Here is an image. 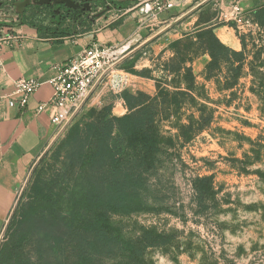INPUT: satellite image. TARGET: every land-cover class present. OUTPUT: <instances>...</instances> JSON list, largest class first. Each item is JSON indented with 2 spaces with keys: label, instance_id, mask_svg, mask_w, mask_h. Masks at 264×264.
I'll list each match as a JSON object with an SVG mask.
<instances>
[{
  "label": "rangeland",
  "instance_id": "obj_1",
  "mask_svg": "<svg viewBox=\"0 0 264 264\" xmlns=\"http://www.w3.org/2000/svg\"><path fill=\"white\" fill-rule=\"evenodd\" d=\"M0 1V22L12 21L16 15L15 2L19 0ZM140 2L132 1V5ZM111 4L84 11L86 20L120 9ZM142 6L139 4L137 9ZM31 10L37 20L50 21V5L34 6ZM84 14L71 15L63 24L72 26L80 22L81 26ZM151 19L142 25L146 30L143 37L139 38L138 33L134 36L139 41H133L122 54L107 83L95 88L101 100L93 102L90 96L80 111L57 130L30 167L18 190L0 246L10 232V222L20 203H33L38 218L48 212V207H61L66 212L73 190L85 185L84 178L92 170L86 161L82 163L74 157L78 154L82 130L92 120V109L111 105L112 114L122 116L128 113L124 100L126 113L121 107L113 112V107L124 90L131 93L142 90L155 95L157 79L162 77L168 81L175 78L167 85L170 90H177V86L185 89L186 83H179L176 72H169L167 68L173 70L179 65L173 58L193 56L185 65L191 66L195 75L196 103L188 97L178 110L174 109L168 116L166 113L158 116L160 151L155 167L144 175L145 184L138 189V197L130 210L111 214L116 234L124 240L150 246L142 253L139 248L132 255L125 251L106 262L264 264L263 31L256 29L255 33L247 34L242 74L237 84L225 88L226 63L222 64L223 71L218 76L207 77L206 67L211 58L201 50L193 19L186 24L179 20L167 26L156 25ZM215 22L219 24L218 20ZM216 28L217 36L220 32L230 36V42L225 44L236 50L243 49L239 37L243 33L226 23ZM119 78L125 81L122 90L114 88L113 82ZM201 105L205 106L204 117L210 121L188 138L182 134V126L199 118ZM205 176H211L212 183L209 190L200 194L198 180ZM34 180L42 188L39 197L33 196ZM55 237V232L43 225L37 226L22 240V252L14 264H62L63 259L54 245Z\"/></svg>",
  "mask_w": 264,
  "mask_h": 264
},
{
  "label": "trees",
  "instance_id": "obj_2",
  "mask_svg": "<svg viewBox=\"0 0 264 264\" xmlns=\"http://www.w3.org/2000/svg\"><path fill=\"white\" fill-rule=\"evenodd\" d=\"M96 6L113 3L120 9L127 7L130 1L122 0H95ZM110 3V4H111ZM112 6V4L110 5ZM50 21L59 26L78 12L58 6L57 12L50 5ZM85 16V14L83 15ZM82 16V18H83ZM252 17L259 24L264 35V6L257 8ZM19 19L25 21L23 15ZM197 27L196 35L201 42V50L210 55L207 64V77L218 76L223 71L222 64L226 63L225 88L233 87L238 83L246 60L245 38L239 37L243 45L242 50H236L225 44L215 33V28L225 22H208ZM233 26V24H229ZM264 54V46L262 47ZM193 56L173 58L178 66L169 72H176L179 83H186V88L177 86V90H170L167 85L175 81H168L162 77L157 79L155 95L139 90L131 93L124 90L121 97L124 100L128 113L122 116L112 114V106H104L100 110L92 109V120L82 130L78 154L74 157L82 163L86 161L92 172L84 178L85 185L71 194V204L64 212L62 208L52 209L43 217L36 216L34 204L20 203L10 222V232L5 242L0 246V264H14L19 260L22 252V240L29 236L39 225L56 233L55 248L58 249L62 264H110L106 262L114 259L117 254L125 251L132 255L136 250L141 253L150 244L133 243L124 240L115 233L111 224V214L130 210L132 202L138 197V189L146 181L144 175L155 167L157 153L160 151V134L157 118L162 113L167 116L178 110L186 98L195 103V75L191 66H186L187 60ZM185 71L183 73L182 71ZM264 84V80H263ZM205 106L201 105L200 116L189 125L182 126V134L188 138L196 130H202L209 123L204 117ZM77 132V130L75 131ZM88 163V164H87ZM198 191L209 190L212 178H199ZM34 197H39L42 188L36 180L32 183ZM22 226L24 230L20 232Z\"/></svg>",
  "mask_w": 264,
  "mask_h": 264
},
{
  "label": "crops",
  "instance_id": "obj_3",
  "mask_svg": "<svg viewBox=\"0 0 264 264\" xmlns=\"http://www.w3.org/2000/svg\"><path fill=\"white\" fill-rule=\"evenodd\" d=\"M216 1L218 0L186 2L159 12L151 20L156 25L167 26L179 20L186 24L193 19L196 28L205 24V20H217V10L214 7ZM220 1L224 4L239 1L250 16L257 8L264 6V0ZM138 6L139 4L132 5L130 1L127 7L111 10L110 14L105 13L92 21L83 16L81 26L80 22L59 27L48 19L41 22L37 20V16L32 15L31 7L34 6L26 9L23 15L25 21L18 20L19 15H14L12 21L8 20L15 38L1 51L3 69L0 71V241L16 205L19 188L34 161L57 132V128L50 121L49 112L37 111L39 103L49 100L54 93L51 78L58 74L59 66L66 65L92 43L124 46L128 49L133 41H139L146 31L142 25L148 23L151 17L137 9ZM137 33L139 38L134 37ZM222 33L227 35V41L221 39ZM218 37L225 43L230 42V36L225 32H220ZM22 77L37 78L42 82L25 108L20 107L18 103L15 106L10 105L11 100L17 102L21 99L22 95L16 92V80ZM94 90L89 100L97 102L98 99L101 100V95L96 94L97 91ZM119 107L124 113L127 112L122 97L115 101L113 112Z\"/></svg>",
  "mask_w": 264,
  "mask_h": 264
},
{
  "label": "built area",
  "instance_id": "obj_4",
  "mask_svg": "<svg viewBox=\"0 0 264 264\" xmlns=\"http://www.w3.org/2000/svg\"><path fill=\"white\" fill-rule=\"evenodd\" d=\"M196 1L141 0L139 4L143 5L140 8L143 13L154 18L161 11L186 2ZM110 5L107 3V6ZM214 7L217 10L219 22L233 24V27L243 34L255 33L256 29L261 30L259 24L245 12L239 1L224 4L218 0L214 2ZM7 22H0V71L3 69L1 51L5 46L10 45L15 38ZM123 48L124 46L92 43L77 57L70 59L66 65L59 66L58 74L50 80L54 93L49 100L39 103L37 111H48L50 121L57 130L63 128L80 111L93 90L97 86L107 83L118 62L122 59V54L127 50V48ZM113 83L114 88H119V90L125 86L123 78H119ZM41 84L42 82L37 78L22 77L16 80V92L22 96L17 102L11 100L10 105L15 106L18 103L22 108L27 107L31 97Z\"/></svg>",
  "mask_w": 264,
  "mask_h": 264
},
{
  "label": "water",
  "instance_id": "obj_5",
  "mask_svg": "<svg viewBox=\"0 0 264 264\" xmlns=\"http://www.w3.org/2000/svg\"><path fill=\"white\" fill-rule=\"evenodd\" d=\"M91 1L92 0H19L15 2V12L17 15H24L26 9L30 5H49V4H65L69 8H81L83 11L91 10ZM136 1V0H129ZM81 2H83L81 6ZM2 1H0V7ZM58 12L59 9H56Z\"/></svg>",
  "mask_w": 264,
  "mask_h": 264
},
{
  "label": "flooded vegetation",
  "instance_id": "obj_6",
  "mask_svg": "<svg viewBox=\"0 0 264 264\" xmlns=\"http://www.w3.org/2000/svg\"><path fill=\"white\" fill-rule=\"evenodd\" d=\"M80 4H81V6H82L83 2H81ZM95 4H96V1H95V0H92V1H91V8L95 7V6H94ZM49 5L53 6L55 10L57 9L58 6H62V7H65V8H67V9H70V10H72V11H76V10H78V11H83L80 7H79V8H69V7H67L65 4H55V5H54V4H49ZM1 6H2V5H1ZM30 6H42V5H30ZM30 6H28L27 8H29Z\"/></svg>",
  "mask_w": 264,
  "mask_h": 264
},
{
  "label": "bare ground",
  "instance_id": "obj_7",
  "mask_svg": "<svg viewBox=\"0 0 264 264\" xmlns=\"http://www.w3.org/2000/svg\"><path fill=\"white\" fill-rule=\"evenodd\" d=\"M220 37L223 41H227V35H225L224 33H222V35H220Z\"/></svg>",
  "mask_w": 264,
  "mask_h": 264
}]
</instances>
